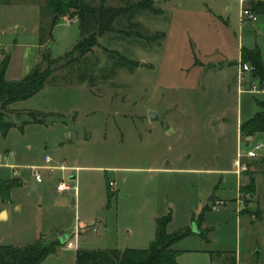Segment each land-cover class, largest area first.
I'll list each match as a JSON object with an SVG mask.
<instances>
[{
    "label": "rangeland",
    "instance_id": "1",
    "mask_svg": "<svg viewBox=\"0 0 264 264\" xmlns=\"http://www.w3.org/2000/svg\"><path fill=\"white\" fill-rule=\"evenodd\" d=\"M140 1L82 0L93 13L82 21L76 13L71 21L69 13L62 14L51 26L55 13L48 0H0L7 30L20 43L11 52L14 67L23 50L40 40L42 52L49 47L51 58L60 59L48 80L62 85L57 95L64 99L57 106L76 115L63 122L28 111L16 121L45 119L0 136V176H15L10 165L4 166L8 162L18 169L14 179L23 181L11 188L9 200H0L5 211L0 244L23 246L39 238L58 242L56 252L40 264H75L78 248H146L158 223L167 220V233L188 232L172 245L178 251L176 264H232L235 256L236 264H264L263 176L256 178L250 198V189L239 191V180L230 172L148 169L157 164L234 168L237 154L245 157L256 145L261 149L249 159L264 157V132L240 143L233 121L220 135L197 126L194 117L195 112L226 110L233 118L237 112L246 118L255 111L253 95L237 91L236 67L244 49H258L264 63V13L241 22L240 0H149L154 10L134 8ZM256 1L243 0V6ZM110 8L123 9L111 22ZM100 26L108 30L91 50L82 56L72 51ZM253 79L247 75L245 88ZM50 85L45 91L54 89ZM51 100L41 94L35 104L50 106ZM150 110L167 115L155 125L168 124L176 133H147ZM15 113L24 114L13 109L10 120ZM67 132L72 143L66 142ZM45 155L65 169L43 168ZM34 171L42 178L37 189L32 187ZM72 173L76 179L70 181ZM60 179L71 189L57 191ZM211 192L218 196L213 203L205 201ZM193 222L197 232H191ZM63 235L68 238L60 242Z\"/></svg>",
    "mask_w": 264,
    "mask_h": 264
},
{
    "label": "trees",
    "instance_id": "2",
    "mask_svg": "<svg viewBox=\"0 0 264 264\" xmlns=\"http://www.w3.org/2000/svg\"><path fill=\"white\" fill-rule=\"evenodd\" d=\"M48 6L54 11V18L51 26L62 15L69 13L68 18L73 14H78L81 21L86 14L92 12L91 7L87 6L82 0H48ZM250 7L256 13H264V3L256 1L250 3ZM134 8L154 10L149 0H143L134 5ZM73 9L74 11H70ZM123 9H109V21L121 13ZM108 28L99 27L97 31L90 33L87 37L78 40L72 47V51H77L80 56L91 50L92 46L97 44L96 38ZM49 31V35H50ZM40 41V40H39ZM241 58L248 61L253 66L252 77L264 84V66L258 49H244L241 52ZM43 60L46 66L42 67ZM59 58H51L49 48L42 53L40 63L34 65L30 71L20 79L7 80L5 72L9 61V55L5 54L0 61V136H5L8 130L17 126L9 119L13 112L11 104L17 101L25 100L41 90L48 82L49 77L54 71L53 64L59 61ZM64 67L65 64H61ZM258 110L247 120L240 124V133L243 136H250L256 132H264V98L255 99ZM17 114V113H16ZM32 118L31 122H37ZM21 183L14 178L0 179V200L7 201L10 197V190ZM252 185L247 186L252 192ZM167 220L158 223L155 238L146 248H126L119 250L116 248H98L87 249L78 248L75 254V264H176L175 258L178 251L172 248V245L188 235L184 229L178 233L169 234L166 231ZM58 242L45 243L39 238L34 243L23 246H13L10 244H0V264H40L48 255L55 253Z\"/></svg>",
    "mask_w": 264,
    "mask_h": 264
},
{
    "label": "crops",
    "instance_id": "3",
    "mask_svg": "<svg viewBox=\"0 0 264 264\" xmlns=\"http://www.w3.org/2000/svg\"><path fill=\"white\" fill-rule=\"evenodd\" d=\"M9 23L4 20L2 18V11H1V5H0V61L2 59V57L5 55V54H8L9 55V61H8V64H7V68H6V72H5V78L7 80H17V79H20L22 78L23 76H25L29 71L30 69L41 62L42 60V51H41V48H40V43L38 41V44H31L29 46L27 45H24L26 49L23 50V53H22V56H21V59H20V62L19 64L14 67V63H13V57H12V49L19 45L20 43H17L16 42V39L15 38H12L10 36V30H7L9 28ZM51 25V24H50ZM39 24L35 27V32L38 33L39 32ZM36 48L35 50V53H31V48ZM49 48V47H47ZM7 50V52H6ZM30 50V51H29ZM30 55V56H29ZM239 60H242L241 58V52H240V55H239ZM263 63V61H262ZM263 66H264V63H263ZM200 68V67H199ZM207 68V65H204L202 69H200L202 72H205V69ZM237 76V74H236ZM254 80V79H253ZM237 81V79H236ZM55 84H60L59 83H55ZM49 82H47L45 84V86L39 90L38 92H36L35 94H33L32 96H30L29 98L25 99V100H21V101H17V102H14L13 104L10 105L11 108L13 109H17V110H20L22 111L24 114H14V122L16 123L17 126L21 125V123H18L16 120L17 119H21L22 117L25 116V113H27L28 111H32V112H38V113H41V114H46L47 116L48 115H52L54 120L55 121H65L66 118L68 117H72V119H75V113H70L69 115L65 114L63 111H62V108L60 106H57L59 104V102H61V99H64V95H57V94H61L60 93V89L62 85H50L51 88H54L52 89L51 91H45L47 90V88L49 87ZM54 86V87H52ZM237 91L238 93H241L239 90H238V81H237ZM43 92H47V93H43ZM251 93V92H249ZM41 94H47V97H51V105H46V104H35V98H37L38 96H41ZM64 94V93H62ZM253 95V100H254V107H255V111L252 113L251 111V114H249V116H245L246 118H242L241 114H239L238 112L235 114V118H233L234 116H229V113L228 111L224 110V111H221V112H217V113H208L207 115L204 114V113H201V112H195V115L194 117L197 119V122H196V125L197 126H200V125H203L205 128H208L210 130H212L213 132H218V133H221L220 135H224V131L227 127V125L229 124L230 121H233L234 124H235V127H236V138L237 140L240 142V143H244L246 141H249L253 138L254 134L256 133H253L252 135L250 136H243L241 133H240V124L247 120L248 118H250L257 110H258V106L256 105L255 103V99H261V97L259 96H263L264 97V94H261V93H251ZM43 97H45V95H42ZM61 104V103H60ZM148 114V113H147ZM15 115H17V117H15ZM158 119H155V120H150L149 119V116L147 117V120H148V123L149 124V127L146 128V131L147 133H155V131L159 132V135L162 136V135H169V134H175V130L171 129V130H168L169 126L168 124L167 125H164L161 123V126L159 125H155L154 122L156 124H158L159 121H163V119L165 118V113H158ZM167 116V115H166ZM46 117V116H45ZM45 118H43L42 120H38L37 122H31L32 119H29L24 121L23 125L21 126V128H23L24 124H29V123H41ZM19 128V127H18ZM70 132H67V136H69L68 138H66V142L68 143H72V140L70 138ZM84 138H87V136H84ZM59 145L64 146L65 145V142L64 141H61L59 142ZM261 149V146L258 150ZM257 150V151H258ZM256 151V153H257ZM46 156V155H45ZM45 156H44V161H45V164L42 166L43 168H48V169H54V168H58L57 165H52L51 164V158L49 161H46L45 160ZM49 156V155H47ZM13 157V156H12ZM50 157V156H49ZM256 157V156H255ZM249 158H254V157H249L248 155L243 157V156H240L239 154H237L236 158H234L232 160V166H223V167H215V168H212V169H204V168H201V167H192V168H182L181 166L179 167H174V166H168L167 164H161V165H153L152 167H149L148 169L153 171V172H166V173H172V172H180V171H185V170H189L191 171L192 173H200L201 171H209V172H215V173H224V172H230V173H233V174H236L237 176V179L239 180V187H238V190L240 191L241 189V186H242V189L244 188H247V186L249 185H252L251 189L252 191L256 190V187H255V180L256 178H258V176H263L264 177V157L261 159V160H255V161H251V159ZM163 160V159H162ZM161 160V162H162ZM235 160H239L240 162V168H239V172H236L237 170V166L234 165V161ZM243 160V162L241 161ZM165 163H167V159L165 158ZM243 164H242V163ZM7 165H10V168H11V172L13 173V171H16L17 174H14L15 176L13 177H7V178H4V177H1L0 176V179H3V180H6V179H10V178H14L16 177V175H18V169L16 168V166H14L12 163H8V162H5L4 163V166H7ZM244 166L245 168L242 169L241 167ZM2 166V164L0 163V167ZM42 167H39V168H42ZM74 167V166H72ZM76 167V166H75ZM80 167H84V166H77L76 168H80ZM115 168H118V167H114L113 169ZM58 169L62 170L65 169V166H61L59 167ZM18 177V176H17ZM20 178L21 180L22 177H18ZM73 179H76V175H74L73 173L69 175V180H73ZM23 183V181H22ZM21 183V184H22ZM41 183V182H40ZM112 183V182H110ZM38 182L36 181H32V187L33 189H37L38 188ZM75 186V185H74ZM76 188V187H74ZM216 188L214 187L213 190H215ZM65 192V191H64ZM64 192H60V193H64ZM240 193V192H239ZM65 196V195H64ZM250 198H252V192H250L249 194ZM218 196H215V200L217 199ZM71 204L74 203V198L72 197L71 199ZM206 202H210L208 201L207 199H205ZM222 201V200H220ZM210 203H213V202H210ZM3 210V208H0V211ZM197 223L196 222H193V225H190L192 227L191 229V232H197L198 230L196 229V225ZM105 225V222L104 220L100 219L99 221V228H103ZM188 226V225H187ZM195 228V229H194ZM93 231H96V229L93 227L92 229ZM66 238H68L66 236ZM65 238V240H66ZM64 240V241H65ZM238 257L235 256L233 258V261H232V264H236L238 261Z\"/></svg>",
    "mask_w": 264,
    "mask_h": 264
},
{
    "label": "built area",
    "instance_id": "4",
    "mask_svg": "<svg viewBox=\"0 0 264 264\" xmlns=\"http://www.w3.org/2000/svg\"><path fill=\"white\" fill-rule=\"evenodd\" d=\"M240 6H241V9L239 11V20L241 22H243V21H255L257 19V13L251 9L250 5L249 6H243V0H240ZM71 19L72 18H68L67 20L71 21ZM236 71H237L238 90L240 92L247 91V92H251V93L264 94V84H260L256 80H251L248 83V88H245V86L243 85V82L246 80L247 75H251V73L253 71V66L251 65L250 62L239 60L237 63ZM259 148H260V145H256L254 147V150L248 151L247 155L249 157H255L256 151ZM45 160L49 161L50 157L46 155ZM234 165L237 166L236 172H239V168H240L239 160H235ZM241 168L244 169L245 167L242 166ZM13 173L17 174L16 171H13ZM32 174H33V180L34 181H36L38 183H40L42 181L41 175L38 173V171H34ZM110 184H112V183H110ZM55 188L59 192H64V191L70 190L71 186H70L68 181L60 179L55 184ZM242 207H243L242 201L238 200L237 210H240Z\"/></svg>",
    "mask_w": 264,
    "mask_h": 264
},
{
    "label": "water",
    "instance_id": "5",
    "mask_svg": "<svg viewBox=\"0 0 264 264\" xmlns=\"http://www.w3.org/2000/svg\"><path fill=\"white\" fill-rule=\"evenodd\" d=\"M141 65L143 66V65H145V64L142 63ZM148 116H149V119H150V120L158 119V115H157L156 112L153 111V110H150V111L148 112ZM17 118H19V117H17ZM207 200L210 201V202H214V201H215V192H211L210 195H209V197L207 198ZM4 217H5V211L2 210V211L0 212V218H4ZM65 238H66V235L61 236V237H60V242H64Z\"/></svg>",
    "mask_w": 264,
    "mask_h": 264
}]
</instances>
